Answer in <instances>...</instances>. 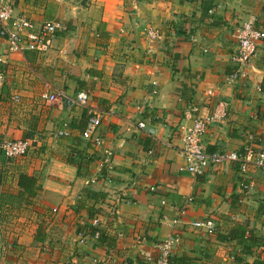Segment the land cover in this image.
Wrapping results in <instances>:
<instances>
[{"label":"crops","instance_id":"crops-1","mask_svg":"<svg viewBox=\"0 0 264 264\" xmlns=\"http://www.w3.org/2000/svg\"><path fill=\"white\" fill-rule=\"evenodd\" d=\"M7 1L37 27L64 26L44 53L12 51L0 34V138L33 141L21 159L0 152V219L31 243L21 264H148L172 234L173 264H264V169L195 175L181 154L193 108L221 101L229 114L205 135L208 152L264 145V41L233 77L244 23L264 30V0ZM80 91L102 114V144L86 133ZM208 218L213 236L193 225Z\"/></svg>","mask_w":264,"mask_h":264},{"label":"built area","instance_id":"built-area-1","mask_svg":"<svg viewBox=\"0 0 264 264\" xmlns=\"http://www.w3.org/2000/svg\"><path fill=\"white\" fill-rule=\"evenodd\" d=\"M60 21H46L40 27L25 15H15L14 7L7 0H0V34L5 37L12 51H23L25 49L47 52L51 49L53 41L60 30L63 29ZM152 40L156 41L162 37L159 31H152ZM239 47L235 53V59L239 63L238 74L240 75L247 68L253 57L257 54L259 43L264 41V31L256 28L255 23L246 22L243 30L238 37ZM0 61L2 59L0 58ZM3 74L0 72V77ZM215 93L210 91L209 96ZM44 99H55V95L44 94ZM90 93L80 91L77 93L75 102L82 107H89L90 116L86 133L98 144H102L104 139L99 135V128L102 121V114L99 110L89 105ZM229 103L221 101L213 109H206L205 112L198 107L193 108L191 114L192 122L185 127L184 144L181 154L186 162L187 169L195 175L201 174L207 167L212 164H222L225 162H237L241 165L243 171H247L250 165H254L264 169V145L259 150L254 149L251 145H247L243 151L232 152H208L203 139L210 127L223 122L229 114ZM197 112L195 115L194 113ZM141 127H145L144 123H140ZM33 146V141L29 139L13 140L7 137L0 138V152L13 161L27 156ZM114 151L112 149L105 150V162L112 163ZM98 221V220H97ZM195 227L201 228L209 236L217 233L218 228L216 222L211 219L197 220L193 222ZM81 242L86 241L84 232L79 233ZM99 234L97 233L96 238ZM180 237L172 234L166 240L156 244L157 256L149 254L147 256L148 264H173L172 257L174 251L179 245Z\"/></svg>","mask_w":264,"mask_h":264},{"label":"rangeland","instance_id":"rangeland-1","mask_svg":"<svg viewBox=\"0 0 264 264\" xmlns=\"http://www.w3.org/2000/svg\"><path fill=\"white\" fill-rule=\"evenodd\" d=\"M159 31V28H154L151 25L145 28L144 33L152 40V31ZM157 39L156 41L161 40ZM153 48V46H152ZM21 227L15 221L6 219H0V264H21V250L29 246L26 244V240H21L18 228ZM31 246H34L33 244Z\"/></svg>","mask_w":264,"mask_h":264},{"label":"trees","instance_id":"trees-1","mask_svg":"<svg viewBox=\"0 0 264 264\" xmlns=\"http://www.w3.org/2000/svg\"><path fill=\"white\" fill-rule=\"evenodd\" d=\"M256 28H258V27L256 26ZM258 29L264 31L263 29H260V28H258ZM20 184H21V186H23V188L26 191L31 192V190H32V180H31V178H29L28 176H23L21 178ZM90 214L93 215L92 213H90ZM237 236H239V235H237V234H235L233 232V233H230L229 235L221 236L220 238L223 239V240H232V239H234Z\"/></svg>","mask_w":264,"mask_h":264}]
</instances>
